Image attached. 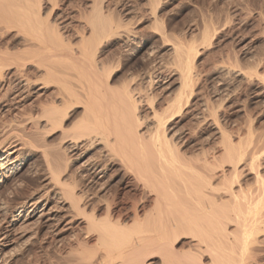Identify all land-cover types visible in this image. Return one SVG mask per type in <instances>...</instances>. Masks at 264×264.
<instances>
[{
  "label": "bare ground",
  "instance_id": "bare-ground-1",
  "mask_svg": "<svg viewBox=\"0 0 264 264\" xmlns=\"http://www.w3.org/2000/svg\"><path fill=\"white\" fill-rule=\"evenodd\" d=\"M42 1L0 0V75L8 70L21 88L31 81L28 82L29 75L15 74L23 72L19 68L31 64L45 76L47 83L55 85L58 96L53 99V105L40 111L41 121L53 126L52 129L64 126L70 105L82 107L78 119L72 122V127L69 125L73 132L68 148L66 145L63 149L68 150V157L81 160L80 170L88 188L77 193L78 185L62 182L60 165L54 164L56 159L52 161L49 154L44 153L49 184L63 185L60 191L53 192L59 196L61 204L49 206L50 196L44 197L43 193L31 202L22 203L8 220V225L33 218L34 224L45 223L54 228L65 217L73 214L74 218L82 213L87 231L97 233V245L105 250V256L103 254L98 262L96 259V264H143L146 258L152 257L157 258V264H264V130L257 132L253 121L245 123L246 120L229 134L228 128L220 122L216 107H211L210 99L198 95V89L194 87L196 37L189 34L188 40L185 35V39L177 38L179 35L176 37L175 34V38L169 37V32L154 16L162 43L168 46L171 54L169 66L173 67L171 71L175 77L164 75L159 79L147 74L146 86L134 81L114 86L109 74L104 72L108 67L105 68L102 58L99 60L96 56L100 51L98 47L103 40L114 37L128 47L127 43L136 36L134 29H129L120 19H114L101 0H93L90 11L81 16L83 28L78 24L82 31L75 27L73 32L76 28L78 31H71L73 35L65 38L55 26L57 24L49 21L51 10L45 13ZM47 1L51 2L49 8L52 9L57 0ZM205 19L207 22L203 19L199 31L201 42L209 39L212 32L211 22L208 23L211 19ZM261 21L264 20L261 18ZM260 55L263 56L255 57V64L245 70L235 68L234 62L226 65L225 58H221L223 62L220 63L225 62V65L218 64L220 74L233 73L253 84L264 97V51ZM254 59H251L252 63ZM158 82L160 84L155 85L154 90H147ZM221 93L214 96L218 107L224 99L229 100V93L224 94L225 97ZM197 95L199 98L195 103L193 100ZM140 106L147 109L144 116L139 113ZM186 116L194 127H190L191 123L186 127L181 122ZM248 117L250 120L251 116ZM143 121L146 122L144 125ZM210 137H214L216 143L208 149L204 144L208 138L211 140ZM17 138L4 144L0 140V186L27 163L28 154L24 152L33 140L24 136ZM94 145L99 151L96 158L88 154ZM65 160L69 161V158ZM113 163H120L130 172L143 194L138 201L146 199L147 202L144 194L151 195L149 202L152 205L143 216L136 210L138 201L133 199L136 205H132L134 218L130 225L112 216L115 211L112 201L116 195L111 198L97 195L96 201L104 207L102 214L97 213L96 205L99 204L96 201V205L89 202L97 193L93 189L105 188L108 165ZM91 203L95 206L89 207ZM139 223L146 225L136 228ZM88 261L84 264H93Z\"/></svg>",
  "mask_w": 264,
  "mask_h": 264
},
{
  "label": "rangeland",
  "instance_id": "rangeland-1",
  "mask_svg": "<svg viewBox=\"0 0 264 264\" xmlns=\"http://www.w3.org/2000/svg\"><path fill=\"white\" fill-rule=\"evenodd\" d=\"M91 1L93 2V0H57L54 8L52 7V9H50L51 2L44 0L41 3L45 13H48V10H51L50 13L52 14L48 13V15H50L48 17V19L50 18L49 21L51 20L54 25L57 24L55 26H58V30L60 33H63H61L63 37L70 38V36L76 32L79 25L83 28L82 17L85 15L84 13H88V11H90L92 4ZM101 1L103 2V6L106 10L111 12L110 14L114 19H120V22L126 24L129 29H134L132 30L133 35H136L132 38L130 43H127L129 44L128 47H126L125 44L116 37H114V39L107 38L103 40L101 45L98 47V50L101 52L97 51L96 56L99 60L102 58L101 61L103 64H106V66L103 65L105 68L108 67L107 70H104V72L106 71L105 74H109V80L113 81V84L115 83L114 86H120L124 82L131 81H134L135 84H142L143 86H146L145 77L147 74L148 76L151 75V77H159V79H161L164 75L167 76V78L173 76V71H171L173 67L169 66V63L171 62V54L168 51V46L163 45L164 43H162L158 34L159 27L154 24L153 17L156 16L161 24H163L165 31L169 32H167L168 36L170 35L173 38L174 36L177 37L179 35L180 37L178 36L177 38H186L187 40L189 36L192 37L193 35L196 37L197 51L194 57L196 70L194 69V72H197L194 75V87L198 89V95H203V97L207 100L210 99L211 107H216L217 112L220 114L219 119L221 124H224L223 126L225 129L228 128L229 132H227L229 134L232 132L234 133L237 126L239 127L251 120L253 121L252 124L257 127V132L264 130V97L261 93H259L253 84L249 83V85L248 82L241 80L233 73L220 74L219 71V65H223L225 62L226 65H228V62L230 64H233L234 62L233 66H236L237 68H249V65L253 66L255 64L256 58L263 56L260 54H263L264 51V31H261L263 30L262 24H264V21H261V18L264 20V0ZM155 2H158L156 3L157 5H154ZM43 4L45 5L43 6ZM153 10H155V13ZM205 17L208 19L210 18L214 22L209 19L210 21H208V23L211 22L209 24L212 26L211 35L209 39L206 41L202 40L201 42L199 31L202 28V24L204 22L203 19L206 21ZM216 19L218 22L215 21ZM212 23L215 24L212 25ZM154 25L156 28H154ZM75 27L77 28L73 32ZM82 28H80L81 31ZM200 42L202 44H200ZM102 55L104 56L101 57ZM227 57H229V59ZM221 58H225L224 63H220L221 61L223 62V59L221 60ZM251 59H254V63H252ZM31 66V64H27L25 68L24 66L19 68L23 72L18 70L19 72H16L15 74L25 75V77L26 75H29L28 82L30 80L31 81L28 85L21 88L14 82V74H11V72L9 73L8 70L4 71L2 76L0 75V140L3 144L18 140L19 138H17V136H24L33 140H31L32 142L30 147H27L24 152L25 155L28 154V158L26 160L27 163L22 166V169H20L18 173L0 186V264H52V262L53 264H84V262H87L88 260L90 263L96 264V259L98 262V259L100 260L103 258V254L105 256V250L97 245V233L95 231L91 232V230L87 231V225L85 226L86 218L82 213H78L79 215L76 214V216L74 215V218L73 214H71L72 216H67V218L65 217V219H63L61 223H57L54 228L47 227V224L45 223H40L41 225L39 223L34 224L33 218L25 221L20 219L12 226L8 225V220L12 215L16 214L22 203H26L28 201L31 202L32 199L34 200L38 196H42L41 194L43 193L45 194H43L44 197L46 195L50 196L49 206L53 204H61L57 198L59 196L57 195L56 197V194L53 192H56L59 188L61 189L63 185L55 182H51L49 184L47 178L49 175L47 176L48 170L45 168L46 164L44 153L47 155L49 154L48 157L51 158L52 161L56 159L54 161L55 163L53 162L54 164L60 165L59 168L61 170L59 169V171L63 172H61L60 177L64 178L62 179V182L66 183V185L70 184L69 186L78 185L75 188L77 193L85 190V188H88L85 185L86 182H84L85 177L82 176V171L80 170L81 168L79 164L81 160L78 161V159L75 160L73 157H68L70 155L68 150H64L66 149V145L68 148L71 138L70 136L73 132L71 128L72 122L74 123L75 120L78 119L79 114L82 112V110H80L82 107L70 105L67 110L69 108L70 109L68 111L65 110L67 112V114H65V118H67V120L65 119V123L63 124L64 126L62 127H54L52 129L53 126L50 127L48 124L46 125L42 122V112L40 113V111H44L46 108L50 107L51 104L53 105V99L55 100L58 94L56 95L57 92H55V85L47 83V81H45V76L40 71L37 72L34 65L32 67ZM1 77L3 78L1 79ZM141 77L144 79H140ZM174 77L175 75L173 78ZM159 84L160 82L154 83L152 85L153 87L151 86V88L147 90H154ZM217 92H222L221 96L223 97H225L228 93L230 94H228L227 98L229 100L225 101L226 99H224L219 107L217 105L218 101L215 100L214 97ZM198 95L194 98L195 100H193L195 103L197 102V98H199ZM229 103L230 105H228ZM228 106H230V108ZM233 108H235V110ZM145 111H147L146 107L140 106L139 113L144 116V113H146ZM246 114L251 116L250 120H248L250 117ZM188 118L189 117L187 116L183 117L181 122L184 126L187 125L186 127H189L191 123L190 127H192L193 124ZM145 123L146 122L143 121V125ZM234 123L237 125H234ZM69 125H71V127ZM233 127H235V129H233ZM17 132L20 133V135ZM213 138L214 137H210L211 140H209V138L207 139L209 143L205 142L206 144L204 145L206 148L210 149L213 145H215L216 139ZM31 148H34L35 150ZM97 148L98 146L94 145L88 154L95 158L98 157L99 151ZM67 158H69V161L65 160ZM64 161L66 162L63 163ZM115 162H117V159ZM120 167V163H113L110 166L108 165L105 177V180H107L104 183L105 188L103 190L93 189V192L97 193L93 197L92 201L89 199V202L94 203L97 195L99 196V194L108 198H111L113 194L116 195H113L115 202L112 201V203H114L115 211L113 210L114 213H112V216L114 219L119 218V220L123 223L126 222L130 225L133 224L132 220L134 218V207H132V205H136L133 202L136 200L138 201V197L140 198L143 194H141V189L138 188L135 185L134 180H132L131 174H129L130 172L123 168V166L121 168ZM125 171H128V173ZM248 176L250 177V175ZM127 183H130V187H124ZM52 184L57 187H54V185L52 186ZM60 189L58 191H60ZM52 194L55 197L51 196ZM145 195L148 198V204L145 202L146 199H141L138 203L135 202L137 203L136 210L142 216L152 205L151 201L149 202L151 195L144 194V196ZM5 203L7 206H5ZM93 203H91V206L89 205V207H93L92 205L95 204ZM96 204L97 213L102 214L104 210L103 204L100 202H97ZM116 206L117 208H115ZM88 210L89 209H87V211ZM48 223H50V221ZM145 225V223H139L135 225V227L141 229L144 228ZM56 230H58V232ZM182 240H184V242L188 241L187 239ZM155 261H157L156 257H152L150 259L146 258L143 264H157Z\"/></svg>",
  "mask_w": 264,
  "mask_h": 264
}]
</instances>
